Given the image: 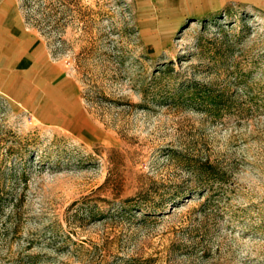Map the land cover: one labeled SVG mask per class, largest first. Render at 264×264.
<instances>
[{
	"label": "rangeland",
	"instance_id": "1",
	"mask_svg": "<svg viewBox=\"0 0 264 264\" xmlns=\"http://www.w3.org/2000/svg\"><path fill=\"white\" fill-rule=\"evenodd\" d=\"M33 1L86 118L0 94V264H264V0Z\"/></svg>",
	"mask_w": 264,
	"mask_h": 264
},
{
	"label": "crops",
	"instance_id": "2",
	"mask_svg": "<svg viewBox=\"0 0 264 264\" xmlns=\"http://www.w3.org/2000/svg\"><path fill=\"white\" fill-rule=\"evenodd\" d=\"M0 94L52 127L70 129L86 118L77 86L26 26L17 0H0Z\"/></svg>",
	"mask_w": 264,
	"mask_h": 264
},
{
	"label": "trees",
	"instance_id": "3",
	"mask_svg": "<svg viewBox=\"0 0 264 264\" xmlns=\"http://www.w3.org/2000/svg\"><path fill=\"white\" fill-rule=\"evenodd\" d=\"M66 2H67L66 0L50 1L49 6L47 7L48 9L47 8L45 9L46 10L45 12H47L45 19L49 21H53L56 24L63 25L65 27L66 26ZM33 3H34L33 0H22L23 5L21 7L30 9ZM202 95L205 96L208 103H211L214 106L216 105V100L213 99L214 97L210 93L206 92V93H203ZM3 191L4 190L0 185V201L3 195ZM127 201L130 202V200H127Z\"/></svg>",
	"mask_w": 264,
	"mask_h": 264
}]
</instances>
